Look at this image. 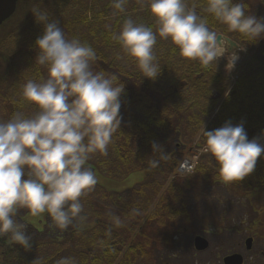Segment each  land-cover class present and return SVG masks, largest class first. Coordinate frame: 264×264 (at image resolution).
Segmentation results:
<instances>
[{
    "label": "trees",
    "instance_id": "16d2710c",
    "mask_svg": "<svg viewBox=\"0 0 264 264\" xmlns=\"http://www.w3.org/2000/svg\"><path fill=\"white\" fill-rule=\"evenodd\" d=\"M73 1L82 10L73 27L79 24L86 27L95 38V30H90L86 13L88 0ZM240 2L247 6L246 14L249 15L246 0H233V3ZM186 5L207 21L208 28L218 27L219 21L204 11L206 0H186ZM17 12L16 24L0 33V87L8 81L10 58L14 56L22 57L29 71V80L44 78L40 65L31 62V58L37 55L35 41L43 35L44 25L36 22L38 13L27 9ZM45 15L49 22L56 21L62 26L57 19ZM117 18L118 26L121 19ZM71 34L72 28L68 27L66 36L79 38L78 34ZM230 34L246 46L257 44V41L238 32L230 31ZM114 37L104 34L101 42L104 47L112 43L116 45L117 51H113L111 59L101 49V43L92 44L82 37L79 39L96 52L92 70L115 75L118 82L125 85L120 96L121 123L113 133L107 155L93 154L85 166L113 180L124 179L139 171L145 173L144 179L136 187L121 193H110L96 183L93 190L80 198L83 212L73 219L64 235L47 236L53 234L54 228L47 213L45 216L50 223L46 221L42 230L26 227L31 238L28 249L13 244L10 234L0 235V264H58L65 257L72 258L74 264H135L138 257L144 256L142 244L135 241L136 235L143 236L141 226L159 216L165 222L184 214L182 207H175L181 199V184L187 187L189 183H195L193 176L203 181L224 183L214 158L207 154L200 159L191 177L181 184L172 182L166 194L158 196L161 184L156 175L165 177L177 167L181 159L178 147H183L177 145L180 141L189 144L200 135V144L205 145L204 130L212 131L225 122H231L233 126L243 124L247 138H255L264 145L263 51L261 58L253 56L246 67L237 72L236 81L230 85L213 62L204 66L198 61L186 60L174 45L166 46L157 41L153 53L161 72L153 81L143 77L135 61L122 50ZM120 56H123L125 64L120 62ZM4 93L9 102L7 105L15 107L14 103L19 101H15L7 91ZM20 107L26 109V105ZM153 144L160 148L154 150ZM153 161L155 166L151 163ZM229 185L246 193L264 188V153L257 159L250 175ZM156 198V206L150 209ZM27 213V209H18L14 219L23 224L22 216ZM115 218H119V224ZM42 235L44 237L41 238Z\"/></svg>",
    "mask_w": 264,
    "mask_h": 264
},
{
    "label": "clouds",
    "instance_id": "9594fccd",
    "mask_svg": "<svg viewBox=\"0 0 264 264\" xmlns=\"http://www.w3.org/2000/svg\"><path fill=\"white\" fill-rule=\"evenodd\" d=\"M126 3L113 0L120 13ZM246 8L233 0H206L204 11L256 42L264 38V18L247 15ZM148 10L155 31L128 18L114 37L144 78L155 81L161 72L153 53L157 36L170 41L186 60L207 66L220 57L216 33L186 0H149ZM35 18L44 25L43 35L35 41V63L47 66V77L24 83L21 99L36 110L31 115L16 111L0 121V235L10 234L11 242L25 249L31 247V238L26 225L14 219L18 209H27L32 217L47 213L61 230L80 217V198L97 183L94 171L85 165L93 154L107 155L121 123L120 96L125 88L115 75L92 70L97 56L90 45L66 39L58 22H49L45 14ZM203 134L202 151L214 158L225 184L250 175L264 153V145L247 138L243 124L225 122ZM158 148L153 144L154 150ZM115 222L119 224V218ZM58 264L74 261L65 257Z\"/></svg>",
    "mask_w": 264,
    "mask_h": 264
},
{
    "label": "rangeland",
    "instance_id": "374dc122",
    "mask_svg": "<svg viewBox=\"0 0 264 264\" xmlns=\"http://www.w3.org/2000/svg\"><path fill=\"white\" fill-rule=\"evenodd\" d=\"M148 2L149 0H127L125 11L120 13L114 8L113 0H93V2L88 0L86 13L89 19L88 23L91 25L90 30H95V38L89 33L88 28L86 29L80 24L73 27L74 23L77 24L75 19L82 12L76 1L71 0L69 3L65 0H46L47 9L45 14L60 22L66 39H70L69 36H66V32L68 27H71L72 34H78V39L82 37L95 44L103 41L104 34H118L124 20L128 18H131L137 24L151 26L155 31L157 26L148 10ZM246 2L249 6V15L264 18V0H246ZM97 15L101 18H98ZM118 16L121 22L117 26ZM17 18L18 12L0 26V33L14 26ZM209 29L215 32L216 35L221 34L223 37L231 39L237 45V48L230 51L227 50L228 46L224 42L220 46L218 45V56L220 57L214 60L213 64L226 77L232 75L233 72L242 71L253 56L261 58V53L264 52V38L259 39L257 44L246 46L232 38L230 30L221 22H218V27L215 29ZM223 29H226V31L223 32ZM157 41L166 46L172 45L170 41L161 39L159 36H157ZM100 47L107 52L109 59L112 58L113 51H117L114 43L109 44L108 47H104L101 43ZM9 50L11 51V48ZM235 57L236 59L232 61ZM35 58V56L31 58L32 63H35ZM10 60L8 81L0 87V121L9 120L16 111H23L27 115L35 112L30 104L23 102L21 99L22 86L29 80L28 68L21 56L11 57ZM120 62L125 64L123 56H120ZM40 69L44 78H46L47 66L40 65ZM2 90L7 91L15 101H19L14 103L15 107L26 105V109H21V107L15 109L13 105H7L9 103L7 102V94ZM186 106H189V104H186ZM199 138L200 135L196 136L189 144H183L182 141L177 144L183 146L178 147L181 149L179 163L182 159L197 158L194 170L200 159L207 155L202 151L203 148L201 147L205 145L200 144ZM198 146L201 149L197 150ZM177 168L175 167L165 177L159 174L156 175L158 183L161 184L158 196L165 195L168 186L172 182L176 181L181 184L193 175L194 171L189 174H179ZM93 171L97 184L110 193H121L132 189L145 177V173L139 171L124 179L113 180L100 174L99 171ZM191 178L195 183H189L190 185L187 187L181 184V199L175 206L176 208L177 206L182 207L183 215L172 217L165 222L161 221L162 217L159 216L153 219L151 223L141 226L143 236L136 235L135 241L142 244L144 256L138 257L135 264H222V259L231 254L243 256V264H264V188L246 193L242 189L234 188L229 184L203 181L195 176ZM157 200V198L154 199L150 209L156 206ZM45 215L46 213L32 217L27 213L22 216V222L26 227L42 230L46 221L50 223L49 218H46ZM52 227H54L53 234H47L48 237H53L54 234L64 235L68 231V229L61 230L55 225H52ZM196 236H200L208 242L209 247L206 251L197 252L194 250L193 239ZM247 238L253 240L250 251L245 250L244 247V241ZM48 253L50 252L48 251Z\"/></svg>",
    "mask_w": 264,
    "mask_h": 264
},
{
    "label": "water",
    "instance_id": "95a60500",
    "mask_svg": "<svg viewBox=\"0 0 264 264\" xmlns=\"http://www.w3.org/2000/svg\"><path fill=\"white\" fill-rule=\"evenodd\" d=\"M16 3L17 0H0V25H2L5 21H7L10 17L13 16L16 10ZM218 38V45L220 46L222 44V41L228 46V51L231 49L236 48V44L231 41L228 38H224L222 35L217 34ZM245 250L249 251L252 246V239L247 238L244 241ZM209 247L208 242L200 237L196 236L193 239V248L197 252H202L207 250ZM222 264H243V258L239 254H231L228 256H225L222 259Z\"/></svg>",
    "mask_w": 264,
    "mask_h": 264
},
{
    "label": "flooded vegetation",
    "instance_id": "af4514ba",
    "mask_svg": "<svg viewBox=\"0 0 264 264\" xmlns=\"http://www.w3.org/2000/svg\"><path fill=\"white\" fill-rule=\"evenodd\" d=\"M65 2L70 3L71 0H65ZM56 6H60V5H56ZM26 9L31 11V12H35V13H39V14L45 13V11L47 9L46 0H17L15 13H16V11L26 10ZM243 261H244V259H243Z\"/></svg>",
    "mask_w": 264,
    "mask_h": 264
},
{
    "label": "built area",
    "instance_id": "2783aa9c",
    "mask_svg": "<svg viewBox=\"0 0 264 264\" xmlns=\"http://www.w3.org/2000/svg\"><path fill=\"white\" fill-rule=\"evenodd\" d=\"M195 160H196V157H193L191 160H184L180 164L178 171L180 173H190L194 168Z\"/></svg>",
    "mask_w": 264,
    "mask_h": 264
}]
</instances>
